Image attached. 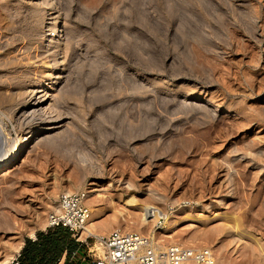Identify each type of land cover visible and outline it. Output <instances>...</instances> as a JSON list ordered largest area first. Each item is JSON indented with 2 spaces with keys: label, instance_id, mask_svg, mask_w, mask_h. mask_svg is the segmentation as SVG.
I'll return each instance as SVG.
<instances>
[{
  "label": "rangeland",
  "instance_id": "rangeland-1",
  "mask_svg": "<svg viewBox=\"0 0 264 264\" xmlns=\"http://www.w3.org/2000/svg\"><path fill=\"white\" fill-rule=\"evenodd\" d=\"M50 1L0 0V156L63 125L0 174V264L76 191L82 239L129 231L264 264V0ZM33 90L49 109L29 112ZM129 197L161 226L137 225Z\"/></svg>",
  "mask_w": 264,
  "mask_h": 264
},
{
  "label": "built area",
  "instance_id": "built-area-1",
  "mask_svg": "<svg viewBox=\"0 0 264 264\" xmlns=\"http://www.w3.org/2000/svg\"><path fill=\"white\" fill-rule=\"evenodd\" d=\"M84 192L60 194L56 209L46 217L45 228H62L70 233L73 241L84 249L83 264H213L209 249H191L182 246H164L153 237L135 232L113 231L103 236L85 235L83 230L90 218ZM174 210L169 207V211ZM152 210L150 213L152 214ZM165 220L160 212L156 219L147 218L158 229ZM20 252L6 264H19Z\"/></svg>",
  "mask_w": 264,
  "mask_h": 264
},
{
  "label": "bare ground",
  "instance_id": "bare-ground-1",
  "mask_svg": "<svg viewBox=\"0 0 264 264\" xmlns=\"http://www.w3.org/2000/svg\"><path fill=\"white\" fill-rule=\"evenodd\" d=\"M28 2L30 4H35L36 3L37 5L42 6L43 8L41 7V9H45L47 7L50 8L51 7L50 5H52V4H50V2H51L50 0H28ZM49 76H50V73H49ZM54 79H57V78H54ZM41 86H46V84L43 83V85H41ZM49 88L51 89V87H49ZM34 90L30 93L31 95L29 96L30 97L29 99H31V101H30L28 107L29 108H33V110L29 111V112L30 113L32 112L34 114L36 111H38V110L40 111V109H43V111L45 109L46 110L49 109L50 105H45V104L50 99L51 95L50 96H48L49 94L46 95L47 92H45L44 90H39V92H36ZM36 95H38V96H36ZM50 103H51V101H50ZM59 123H60V121H55V122H50L47 125L40 126L33 133L27 135L24 139H22V142L19 145L15 146L11 153L10 152H5L4 155L0 156V158H2V159L5 158L2 162H0V174H3V173L6 174V173L10 172V170H12V168L15 167V165L17 163V160L19 158V152L23 149V147L25 146L26 143H28L29 140L32 139V141H33L35 138H37L38 136L42 135L43 133L52 132V131H55V130L63 127V125H60ZM0 144H1V142H0ZM97 192H99L97 189H93L90 192H88L87 194L97 193ZM125 205L127 207L133 208L134 210H136L139 213V214H137V212L135 213V216L137 218L135 220V223L137 225L138 224L142 225L141 223H143V224L149 223V221H147V218L152 217L153 219H156L158 216H160V211H157L155 208H151L149 206H143V207L141 206L140 207V205H138L136 203V201L132 197H129V198H127V200H125ZM151 210L153 211L152 214L150 213ZM165 218H166V215H165ZM89 221H90V218H89L87 224H89ZM84 231H86L85 227H84Z\"/></svg>",
  "mask_w": 264,
  "mask_h": 264
},
{
  "label": "trees",
  "instance_id": "trees-1",
  "mask_svg": "<svg viewBox=\"0 0 264 264\" xmlns=\"http://www.w3.org/2000/svg\"><path fill=\"white\" fill-rule=\"evenodd\" d=\"M43 240V241H42ZM42 241V242H41ZM73 244L60 228L48 229L45 234L36 233V240L31 242L25 241V246L20 251V258L24 257L27 264H55L64 248H70ZM36 254L41 256L38 263L33 259Z\"/></svg>",
  "mask_w": 264,
  "mask_h": 264
},
{
  "label": "crops",
  "instance_id": "crops-1",
  "mask_svg": "<svg viewBox=\"0 0 264 264\" xmlns=\"http://www.w3.org/2000/svg\"><path fill=\"white\" fill-rule=\"evenodd\" d=\"M48 229H57V228H44L43 230L38 231V232L45 234ZM60 229L63 230L65 234H68L69 239L71 241H73L70 233H68L66 230H64L62 228H60ZM38 232H36V233H38ZM36 233H34L31 236L25 237V239L23 240V242L21 244L19 252L25 246L26 240H30L31 242H34L36 240ZM73 244L74 245H72L70 248H68V249L64 248L62 250V252H61L60 256L58 257L55 264H83L82 258H83V254H84V249H82V247H80L74 241H73ZM40 258H41V256L39 254H36L34 259H33L34 263L40 262V260H41ZM19 264H27L26 260H24V257L20 258Z\"/></svg>",
  "mask_w": 264,
  "mask_h": 264
}]
</instances>
